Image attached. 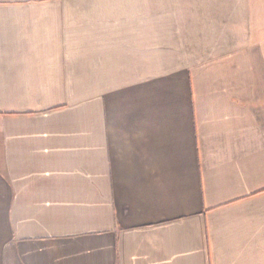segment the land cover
I'll use <instances>...</instances> for the list:
<instances>
[{"label": "crops", "instance_id": "1", "mask_svg": "<svg viewBox=\"0 0 264 264\" xmlns=\"http://www.w3.org/2000/svg\"><path fill=\"white\" fill-rule=\"evenodd\" d=\"M0 264H264V0H0Z\"/></svg>", "mask_w": 264, "mask_h": 264}]
</instances>
